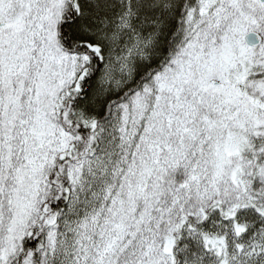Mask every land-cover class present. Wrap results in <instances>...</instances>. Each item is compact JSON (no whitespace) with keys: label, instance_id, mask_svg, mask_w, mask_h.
I'll return each instance as SVG.
<instances>
[{"label":"snow or ice","instance_id":"1","mask_svg":"<svg viewBox=\"0 0 264 264\" xmlns=\"http://www.w3.org/2000/svg\"><path fill=\"white\" fill-rule=\"evenodd\" d=\"M0 264H264V0H0Z\"/></svg>","mask_w":264,"mask_h":264}]
</instances>
